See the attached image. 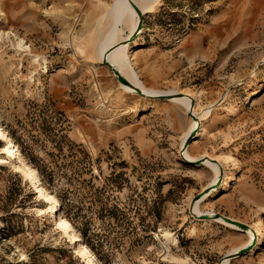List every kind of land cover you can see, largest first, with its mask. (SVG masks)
I'll use <instances>...</instances> for the list:
<instances>
[{"label": "rangeland", "instance_id": "1", "mask_svg": "<svg viewBox=\"0 0 264 264\" xmlns=\"http://www.w3.org/2000/svg\"><path fill=\"white\" fill-rule=\"evenodd\" d=\"M115 1L0 0V123L18 155L100 264H264V0H139L152 10L118 38L165 98L125 91L104 63ZM37 190L0 163V264H86ZM165 233L178 238L169 253Z\"/></svg>", "mask_w": 264, "mask_h": 264}, {"label": "bare ground", "instance_id": "2", "mask_svg": "<svg viewBox=\"0 0 264 264\" xmlns=\"http://www.w3.org/2000/svg\"><path fill=\"white\" fill-rule=\"evenodd\" d=\"M135 1L139 5V0H135ZM147 1L149 3H151L152 1H155L158 3L159 0H147ZM112 8H113V12H114L113 13L114 19L112 22L110 34H109V36H107L106 43L102 49L103 59H104V57H107V59L110 61V63L113 66H115L118 69V71L131 82V84H124V83L120 82L125 91L130 92V93H134L136 91L135 88L139 87V88H141V90L143 92H145L147 94H152L149 92L151 90L155 91V89L147 88L146 85L143 83V81L138 77V74L136 73L135 69L131 65V58H130L129 51H128L129 50L128 49L129 44H125L126 43L125 41H127L128 38H124L121 40H119V38H118V34L120 31V27H119L120 24H127L128 25V23H129L128 27L130 29V34H132V36H133L134 32L136 31L137 26L140 22V16H139L138 12L136 11V9L130 3V0H116ZM140 8L142 9V12H144V11L147 12V11L152 10V6H144V7H140ZM132 36H130V38ZM132 43H133V45L131 48H137V47L142 45V42L138 39H134L132 41ZM173 94L176 95V94H180V93H173ZM172 101H174L178 104H181L186 108H188L190 105V103H189L190 100L187 98L186 95H184V96L183 95L173 96ZM142 110H144V109H142ZM189 131H190V129H188V131H186V134L184 135V139L187 137V133ZM201 134H202V132L198 131L197 135L192 139L193 141L190 142L188 147L186 148V146H184L180 150V154L182 156H185L186 161L196 162V160H200V157L194 155V153L192 151H190V149L194 143H197L199 141L198 137L201 136ZM0 140H2L3 143L7 144L3 148V150H4V152L2 151L3 155L0 156V163H5V162L10 161L11 164L13 165V167L15 168V170L17 172L21 173V175L24 177L25 180L34 181L35 183H37L38 182V180H37L38 176H37L36 168L29 165L22 157H20V155H18V153H17L18 149H17L16 143H14L12 138L7 134V132L4 130L1 123H0ZM8 144H10V145H8ZM205 166H212L214 171L216 173H218V167L216 165H214L213 163L207 162L205 164ZM217 178H218V175H216L214 180H217ZM232 178H234V176L226 174L225 177L223 178V183H222L221 187L218 188V185L213 186L212 190L210 191L209 194H207L201 200L197 201L195 203V206L194 205L192 206V207H194V211L198 214H203L202 216H204L205 213L200 208V204L204 200H206L208 197L215 196L217 193L224 190L229 185ZM37 185L38 184H36L35 186H37ZM39 187H40V185H39ZM39 187H38L39 195L36 196V199L40 200V201H44L45 203H47V205H45L39 209L40 214L45 215V216L50 214L49 204H52L53 205L52 206L53 214L55 213V215H54L55 227L59 231H62V232H65L66 234H68V236L70 237V240L67 241L68 245H70V243L73 242V240H75V244H74L75 246L73 248V254L77 258H83L84 261L86 262V264H100V263L96 262L97 261L96 256L91 252L88 245L83 240L82 236L78 233V231H75L72 228L70 220L63 213L60 200L53 193H50L47 189H44L43 187H40V188ZM56 211H59V213H57ZM213 215L214 214L213 213L211 214V212H210V216L212 217ZM220 217L223 218V216H220ZM220 221L223 222L224 224L228 225L233 230L243 231L242 227L238 223L239 221H237V220L229 218V221H228L227 219L225 220V218H224L223 220H220ZM199 230L200 229L198 227L188 228L185 235H194V234L198 233ZM165 234H166V236H165L166 240L164 242V246H165L166 252L169 253V249H170L169 246L171 244L177 245L178 238L175 235H172L170 233H165ZM248 234H249L250 238H252V236L254 235V231L252 233H248ZM263 239H264L263 232L259 231V239H258V243H257L256 247H258V244L261 243L263 241ZM251 248H253V247H251ZM253 253H255V248H253L247 254H253ZM237 255H238L239 260L244 259L243 254L239 253ZM165 257H167V255ZM227 258H225L221 264H230V259H227Z\"/></svg>", "mask_w": 264, "mask_h": 264}, {"label": "water", "instance_id": "3", "mask_svg": "<svg viewBox=\"0 0 264 264\" xmlns=\"http://www.w3.org/2000/svg\"><path fill=\"white\" fill-rule=\"evenodd\" d=\"M130 3L136 9V11L138 12V14L140 16V22H139V24L137 26L136 31L134 32V35H136L140 31V29L142 27L144 12H142V9L140 8V6L137 4V2L135 0H130ZM133 36L131 38H133ZM103 61H104V63H106L112 69V71L115 73V75L117 76V78L119 79V81L121 83L131 84V82L126 77H124V75H122L115 66H113L110 63V61L107 59V57H104ZM135 90L139 94H141V95H143L145 97H150V98H165V97H168L169 96V95H166V94L165 95L164 94H161V95H157V94H147V93L143 92L141 90V88H139V87H136ZM213 216H215V215H213ZM223 218H225V219H227L229 221V218H227L225 216H223ZM238 223L240 224L241 227H245V228L247 227L246 224H244L242 222H238Z\"/></svg>", "mask_w": 264, "mask_h": 264}, {"label": "built area", "instance_id": "4", "mask_svg": "<svg viewBox=\"0 0 264 264\" xmlns=\"http://www.w3.org/2000/svg\"><path fill=\"white\" fill-rule=\"evenodd\" d=\"M0 121H1V118H0ZM8 145H10V144H8ZM18 149V148H17ZM37 180H38V185L40 184V182H41V177L38 175V177H37ZM31 183H34V185H36L37 183H35V182H33V181H31ZM39 186H37L36 188H38ZM70 238V237H69ZM68 239V238H67ZM70 240V239H69ZM68 241V240H67ZM75 244V240H73V242H71L70 243V246H71V248L73 249L74 248V245Z\"/></svg>", "mask_w": 264, "mask_h": 264}, {"label": "trees", "instance_id": "5", "mask_svg": "<svg viewBox=\"0 0 264 264\" xmlns=\"http://www.w3.org/2000/svg\"><path fill=\"white\" fill-rule=\"evenodd\" d=\"M43 179V181H44V178H42ZM62 205V204H61Z\"/></svg>", "mask_w": 264, "mask_h": 264}]
</instances>
